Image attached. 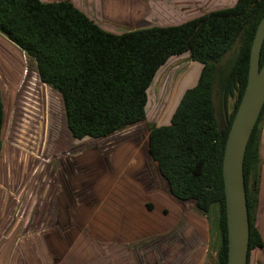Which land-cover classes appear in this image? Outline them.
Listing matches in <instances>:
<instances>
[{
  "label": "rangeland",
  "instance_id": "1",
  "mask_svg": "<svg viewBox=\"0 0 264 264\" xmlns=\"http://www.w3.org/2000/svg\"><path fill=\"white\" fill-rule=\"evenodd\" d=\"M70 1L113 33L176 25L235 2ZM201 67L188 53L170 57L147 90L142 123L105 138L75 139L59 94L0 33V264H217L215 209L202 216L173 199L146 150L149 126L170 123ZM213 101L222 123L216 93Z\"/></svg>",
  "mask_w": 264,
  "mask_h": 264
},
{
  "label": "trees",
  "instance_id": "2",
  "mask_svg": "<svg viewBox=\"0 0 264 264\" xmlns=\"http://www.w3.org/2000/svg\"><path fill=\"white\" fill-rule=\"evenodd\" d=\"M264 0H235L176 25L113 33L70 0H0V33L34 61L39 81L56 91L75 139L105 138L146 118L147 90L172 56L201 64L196 85L182 94L168 125H150L146 150L169 195L207 216L215 209L217 264L227 261L222 180L225 140L242 96L250 47ZM236 49L234 50V46ZM232 53L225 65L222 59ZM264 61V40L260 61ZM222 103L216 118L213 94ZM234 99L229 112L228 100ZM258 120L248 140L243 176L249 219L248 256L263 246L255 227L260 181ZM4 105L0 95V157Z\"/></svg>",
  "mask_w": 264,
  "mask_h": 264
},
{
  "label": "water",
  "instance_id": "3",
  "mask_svg": "<svg viewBox=\"0 0 264 264\" xmlns=\"http://www.w3.org/2000/svg\"><path fill=\"white\" fill-rule=\"evenodd\" d=\"M264 40V15L250 47L247 81L225 140L222 180L227 228L226 264H247L249 219L243 176L248 140L264 104V61L259 64Z\"/></svg>",
  "mask_w": 264,
  "mask_h": 264
},
{
  "label": "crops",
  "instance_id": "4",
  "mask_svg": "<svg viewBox=\"0 0 264 264\" xmlns=\"http://www.w3.org/2000/svg\"><path fill=\"white\" fill-rule=\"evenodd\" d=\"M259 192L255 212V227L263 241V246L250 251L247 264H264V112L258 124Z\"/></svg>",
  "mask_w": 264,
  "mask_h": 264
}]
</instances>
